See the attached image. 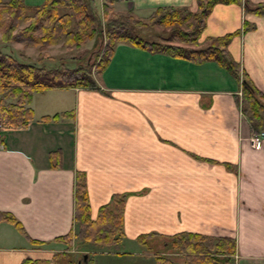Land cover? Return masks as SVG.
Wrapping results in <instances>:
<instances>
[{
    "label": "crops",
    "instance_id": "0c3cea01",
    "mask_svg": "<svg viewBox=\"0 0 264 264\" xmlns=\"http://www.w3.org/2000/svg\"><path fill=\"white\" fill-rule=\"evenodd\" d=\"M242 2L250 8L264 4ZM159 8L184 16L199 11L196 0H130L117 11L146 20ZM184 22H204L198 44L179 43L186 46H206L238 30L225 48L264 93V14L245 11L242 3L215 2L203 21ZM150 29L138 34L153 40L143 35ZM100 73L95 86L35 88L24 104L31 118L3 127L0 211L10 213L25 235L0 220V264L48 259L60 246L38 247L33 239L50 244L75 229L76 171L84 177L90 217L102 205L113 209L112 195H124L123 237L137 244L135 236L150 231L230 236L235 243L230 264H264V136L256 147L235 100L238 82L214 59L172 56L126 42L115 45ZM45 88L61 90L67 105L30 106L33 92ZM162 239L149 241L156 252H163ZM94 248L83 251L86 257L107 252ZM135 253L147 260L155 254ZM164 254L183 260L175 252Z\"/></svg>",
    "mask_w": 264,
    "mask_h": 264
},
{
    "label": "trees",
    "instance_id": "16d2710c",
    "mask_svg": "<svg viewBox=\"0 0 264 264\" xmlns=\"http://www.w3.org/2000/svg\"><path fill=\"white\" fill-rule=\"evenodd\" d=\"M119 0H102L101 17L92 9L91 0H44L39 5L29 6L24 0H0V41L18 42L24 47L34 46L39 50L62 43L66 48H79L90 39L102 35V46L93 67L101 72L119 42H126L150 51H163L172 56L194 57L197 60L214 59L232 78L238 82L239 93L235 100L241 113L248 121L251 133L264 134V93L256 88L238 62L227 52L225 45L234 32L212 38L202 47L197 35L204 22H184L189 17L203 21L209 7L215 2L243 4V10L251 9L258 15L264 14V4L250 8L242 0H196L199 11L186 16L175 10L156 9L146 20L135 18L130 12L112 11L111 5ZM188 17V18H187ZM103 20V22H101ZM158 26L167 28L168 34L162 38L149 40L138 34L140 28ZM177 42V43H176ZM190 44L193 46L181 45ZM40 59L41 53L37 54ZM68 72V73H65ZM46 75L61 77V81H46ZM91 65L77 62L73 67H53L45 69L35 61H26L11 52L0 50V117L5 126L24 124L32 116L31 108L24 104L30 100L35 88L50 85L95 86ZM5 98H10L7 100ZM12 99V100H11ZM68 114V113H66ZM57 117V114L52 115ZM59 153L57 151L49 152ZM124 195L111 197L113 209L102 205L94 217L89 216L88 198L82 172H75L73 220L74 230L56 236L60 246L50 258H24L18 264H78L79 258L72 257L68 249L77 237L94 247L108 248L123 237L122 210ZM0 220L11 223L25 235L20 223L10 214L0 211ZM163 238V252L181 254L183 260L177 263L163 252H155L154 264H230L235 243L230 236L179 231L171 235H160L154 231L139 233L135 240L145 245L147 239ZM38 247L50 246L48 241L33 239ZM50 243V242H49ZM67 256L66 258H61Z\"/></svg>",
    "mask_w": 264,
    "mask_h": 264
},
{
    "label": "rangeland",
    "instance_id": "374dc122",
    "mask_svg": "<svg viewBox=\"0 0 264 264\" xmlns=\"http://www.w3.org/2000/svg\"><path fill=\"white\" fill-rule=\"evenodd\" d=\"M127 3L123 1L119 4H114L112 6V11H117ZM101 4L102 0H91L92 9L101 17ZM103 22V20H101ZM150 30H147V37L151 39H157L162 41V38L165 37L168 33L165 29L167 28H159L156 26L147 27ZM144 31V30H142ZM102 46V35L99 34L95 39L88 40L81 47H70L66 48L62 43H57L54 45L47 46L46 48L39 50L34 46H26L24 47L21 43L18 42H9L2 43L0 41V50L11 52L14 56L22 58L26 61H32L38 65L43 66L45 69L53 68V67H73L77 62L85 63L91 65V71L95 79H101V73L95 71L93 65L97 60V56L101 50ZM41 53L43 57L40 59L37 57V54ZM68 73V72H65ZM61 77H50L46 75L42 79L46 81H61ZM61 90L57 89H49L45 88L43 90H38L33 92L32 99L30 102V106H34L37 110L43 109V107L50 106V108H63L67 105V101L63 100L65 98L61 97ZM6 101L10 100V98H5ZM12 100V99H11ZM5 133V132H4ZM125 200V198H124ZM111 208V207H109ZM123 242L119 244H115L114 247H108L104 250L107 252L102 253H89L87 257L83 258L82 254L85 253L86 248L95 249L94 246L85 242L77 237L73 238V243L70 249H68L69 253H71L72 257L79 258L78 264H152L153 256L150 255V260L146 258H142V255H138L135 252H152L155 253V246L149 244V239H147V243L145 245L137 244L133 239L122 238ZM136 243V244H135ZM51 246H60L56 241L53 243L50 242ZM134 244V245H133ZM160 242H157V245L160 246ZM63 246V245H62ZM60 246V247H62ZM50 247V246H49ZM55 248V247H53ZM97 249V248H96ZM116 250H120L121 253H118ZM164 253V252H163ZM67 256H62L61 258H66ZM174 260V258L172 259Z\"/></svg>",
    "mask_w": 264,
    "mask_h": 264
},
{
    "label": "built area",
    "instance_id": "2783aa9c",
    "mask_svg": "<svg viewBox=\"0 0 264 264\" xmlns=\"http://www.w3.org/2000/svg\"><path fill=\"white\" fill-rule=\"evenodd\" d=\"M125 1L130 2V0H125ZM2 128H3V125H2V121L0 120V145H1V130H2ZM262 136H263L262 131L252 135L253 144L256 147H258L260 145Z\"/></svg>",
    "mask_w": 264,
    "mask_h": 264
},
{
    "label": "water",
    "instance_id": "95a60500",
    "mask_svg": "<svg viewBox=\"0 0 264 264\" xmlns=\"http://www.w3.org/2000/svg\"><path fill=\"white\" fill-rule=\"evenodd\" d=\"M86 254H82V257L85 258Z\"/></svg>",
    "mask_w": 264,
    "mask_h": 264
}]
</instances>
